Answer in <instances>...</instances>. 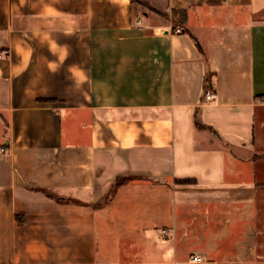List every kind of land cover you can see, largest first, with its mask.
Instances as JSON below:
<instances>
[{
	"label": "crops",
	"instance_id": "crops-1",
	"mask_svg": "<svg viewBox=\"0 0 264 264\" xmlns=\"http://www.w3.org/2000/svg\"><path fill=\"white\" fill-rule=\"evenodd\" d=\"M5 51L0 264H264V0H0Z\"/></svg>",
	"mask_w": 264,
	"mask_h": 264
},
{
	"label": "built area",
	"instance_id": "built-area-1",
	"mask_svg": "<svg viewBox=\"0 0 264 264\" xmlns=\"http://www.w3.org/2000/svg\"><path fill=\"white\" fill-rule=\"evenodd\" d=\"M138 25H141V22H138ZM156 31L160 32L162 30L161 29H157ZM174 32L175 33H181L182 31H181V29H176ZM7 55H8V52L5 51V52H3V54L0 57L7 56ZM216 98H217L216 92L213 89H211V88H207L205 90V92H204L203 103H205V104L212 103V102H214L216 100ZM263 102H264V99H263ZM5 153H6V149L3 148V147H0V155H3ZM163 234L168 235V231L164 230ZM191 263L192 264H204L205 260L201 256H194L191 259Z\"/></svg>",
	"mask_w": 264,
	"mask_h": 264
},
{
	"label": "trees",
	"instance_id": "trees-1",
	"mask_svg": "<svg viewBox=\"0 0 264 264\" xmlns=\"http://www.w3.org/2000/svg\"><path fill=\"white\" fill-rule=\"evenodd\" d=\"M183 15L185 16V12H182ZM131 178H121V179H118L117 182H116V185L117 186H120L122 184H124L126 181L130 180Z\"/></svg>",
	"mask_w": 264,
	"mask_h": 264
}]
</instances>
